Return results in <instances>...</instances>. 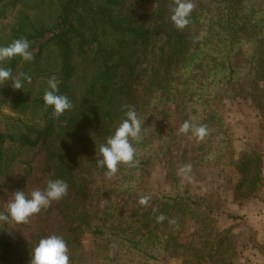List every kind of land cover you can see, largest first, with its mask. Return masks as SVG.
Here are the masks:
<instances>
[{
  "label": "trees",
  "instance_id": "1",
  "mask_svg": "<svg viewBox=\"0 0 264 264\" xmlns=\"http://www.w3.org/2000/svg\"><path fill=\"white\" fill-rule=\"evenodd\" d=\"M192 3L191 22L178 29L174 0H0V46L25 37L34 56L3 63L32 81L19 90L0 83V107L40 117L0 124V200L16 191L30 197L49 180L69 185L37 218L15 223L23 235L0 221V264H30L53 233L67 242L70 264L239 263L241 238L233 224L219 229L214 197L222 189L238 205L264 202L263 153L237 152L229 117L232 105L245 103L264 123V0ZM52 76L73 104L58 118L43 101ZM124 104L145 120L143 139L132 142L137 166L120 164L112 182L96 160L126 118ZM186 120L206 124L208 135L179 133ZM186 163L191 181L178 175ZM205 166L221 184L197 197L193 183ZM158 168L164 187L154 182ZM142 195L151 196L147 206ZM88 237L91 255L82 251Z\"/></svg>",
  "mask_w": 264,
  "mask_h": 264
},
{
  "label": "clouds",
  "instance_id": "2",
  "mask_svg": "<svg viewBox=\"0 0 264 264\" xmlns=\"http://www.w3.org/2000/svg\"><path fill=\"white\" fill-rule=\"evenodd\" d=\"M174 4L171 21L178 29H184L191 22L190 15L195 5L192 0H174ZM17 56L26 62L34 60L33 53L30 51V42L25 37L15 39L7 46H0V83L11 81L12 88L19 90L23 89L25 82L31 83L32 77L24 72L13 74L10 67L3 66L5 61H10ZM60 83L56 76L50 77L43 95L46 108L51 106L54 109L52 115L55 118L73 108L71 100L66 95L60 94ZM121 110L124 111L126 118L115 129L114 134L107 138L106 143L99 146V156L102 158L96 160L98 167L107 169L105 175L108 177L117 173L120 164L137 166L136 148L132 142H140L143 139L145 120L142 121L139 118L135 106L124 104ZM189 132L198 140H203L208 135L209 129L206 124L196 125L186 120L180 126L179 133L188 134ZM191 171L192 165L186 163L179 168L178 175L191 181ZM68 189L69 185L65 180L55 179L49 180L43 190L32 191L30 197L24 191H16L7 203V214L0 213V221L26 224L30 217L48 208L53 201H59L67 196ZM150 200V195H142L138 202L142 206H147ZM164 219V215L161 214L157 217V222H162ZM30 264H70L67 242L55 233L40 239L32 251Z\"/></svg>",
  "mask_w": 264,
  "mask_h": 264
},
{
  "label": "rangeland",
  "instance_id": "3",
  "mask_svg": "<svg viewBox=\"0 0 264 264\" xmlns=\"http://www.w3.org/2000/svg\"><path fill=\"white\" fill-rule=\"evenodd\" d=\"M229 117L231 125L234 132V140L236 142V149L238 153L246 150L247 146L259 149L264 156V123L262 125L258 124L257 114L253 108L248 104L240 103L232 105L229 108ZM22 119L24 122L29 123H40V117L38 113H30L28 116H19L11 107H0V124L8 119ZM154 182L158 186H165L167 184L166 174L163 168H158L153 170ZM120 175L116 173L110 177L112 182H119ZM221 181L218 179L216 172L213 167H202L199 170L197 177L193 183V193L197 197H201L206 194L209 190L213 188H218ZM221 195L214 197L216 202L215 209L218 210L216 214L218 227L223 230L233 224L236 228V232L241 238V248L240 254L245 251L247 246H251L256 242L254 237V227L257 223L260 225L263 223L262 215L260 209L264 208V202L257 200H252L247 204H235L231 201L230 197L224 194V190L220 189ZM2 197V196H1ZM10 198V197H9ZM6 197H2L0 200V207L7 210ZM11 200V199H10ZM9 200V201H10ZM263 205V206H262ZM264 210V209H263ZM257 212V215H253ZM37 218V214L30 217L31 220ZM256 225V226H258ZM10 232L14 236L23 235V229L11 222ZM94 246V240L90 237L85 238L82 241V251L87 255L92 254ZM264 251V245L260 247ZM163 264H181L179 259H171Z\"/></svg>",
  "mask_w": 264,
  "mask_h": 264
},
{
  "label": "crops",
  "instance_id": "4",
  "mask_svg": "<svg viewBox=\"0 0 264 264\" xmlns=\"http://www.w3.org/2000/svg\"><path fill=\"white\" fill-rule=\"evenodd\" d=\"M263 206V205H262ZM264 209V208H263ZM260 209L258 215H262L263 223L258 226H253L254 237L256 238L257 243H253L251 246H247L245 251L241 253V258L237 264H264V251L260 248L261 245H264V210ZM253 215H257V212Z\"/></svg>",
  "mask_w": 264,
  "mask_h": 264
}]
</instances>
